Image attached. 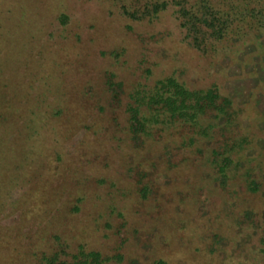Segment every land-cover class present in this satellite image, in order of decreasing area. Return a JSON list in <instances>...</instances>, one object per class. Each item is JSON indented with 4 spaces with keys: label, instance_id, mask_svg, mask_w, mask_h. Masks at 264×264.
Returning <instances> with one entry per match:
<instances>
[{
    "label": "rangeland",
    "instance_id": "obj_1",
    "mask_svg": "<svg viewBox=\"0 0 264 264\" xmlns=\"http://www.w3.org/2000/svg\"><path fill=\"white\" fill-rule=\"evenodd\" d=\"M176 9L148 21L117 0H0V264L74 262L82 246L104 264H264V119L243 112L264 114V50L206 55ZM171 75L235 99L260 192L213 181L201 142L134 139L128 92Z\"/></svg>",
    "mask_w": 264,
    "mask_h": 264
},
{
    "label": "trees",
    "instance_id": "obj_2",
    "mask_svg": "<svg viewBox=\"0 0 264 264\" xmlns=\"http://www.w3.org/2000/svg\"><path fill=\"white\" fill-rule=\"evenodd\" d=\"M117 1L129 18L148 21L157 19L170 4L175 5L181 24L188 32L189 44L206 55L232 57L250 43L264 50V0ZM116 83L123 91L124 83ZM221 90L222 86L217 84L192 89L175 75L161 78L153 85L140 83L128 92L129 130L136 141H141L143 136H153L155 140L154 136L159 133L167 139L173 137V142L167 141L168 145L176 146L174 141H179L180 147L189 151L200 142L205 144L210 151L207 149V155L199 161L202 170L207 174L211 171L213 181L219 180L228 190L238 186L239 196L255 195L261 189L257 177L251 173L253 169L249 170L248 166L258 157L247 151L255 138L247 132L250 127L232 136L234 126L242 127L241 110H232L235 99L223 96ZM243 112H248L253 120L264 119L256 107L253 110L251 106L246 107ZM257 129L255 126L253 130ZM186 161L193 163L191 158ZM83 247L74 255V262L61 259L59 252L44 259L46 264H104L110 259L99 251H86ZM157 264L166 262L159 260Z\"/></svg>",
    "mask_w": 264,
    "mask_h": 264
}]
</instances>
